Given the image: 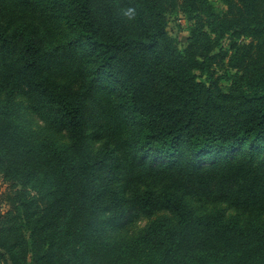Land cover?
Listing matches in <instances>:
<instances>
[{
	"label": "trees",
	"instance_id": "trees-1",
	"mask_svg": "<svg viewBox=\"0 0 264 264\" xmlns=\"http://www.w3.org/2000/svg\"><path fill=\"white\" fill-rule=\"evenodd\" d=\"M219 1L0 0V264H264V0Z\"/></svg>",
	"mask_w": 264,
	"mask_h": 264
},
{
	"label": "rangeland",
	"instance_id": "rangeland-1",
	"mask_svg": "<svg viewBox=\"0 0 264 264\" xmlns=\"http://www.w3.org/2000/svg\"><path fill=\"white\" fill-rule=\"evenodd\" d=\"M218 5H220L219 0H213ZM189 21L185 15H180L179 17L172 16L169 18V31L170 33L175 36L179 42L180 46L183 47L186 42V38L189 33ZM8 185L5 183L3 178L0 176V211H6L9 208V204L4 200V194L8 190ZM220 208L226 209L225 212L227 215L232 216L233 209L228 206L226 202L222 203ZM150 221V218L144 217L134 224L128 226L127 229L120 230V232L115 233L116 236L114 238L117 239H130L134 235L141 232Z\"/></svg>",
	"mask_w": 264,
	"mask_h": 264
}]
</instances>
